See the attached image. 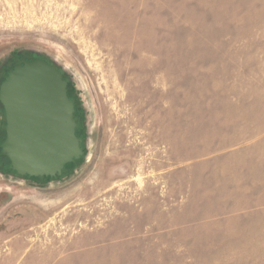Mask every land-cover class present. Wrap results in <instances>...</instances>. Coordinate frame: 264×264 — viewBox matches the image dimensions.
<instances>
[{
	"label": "rangeland",
	"instance_id": "1",
	"mask_svg": "<svg viewBox=\"0 0 264 264\" xmlns=\"http://www.w3.org/2000/svg\"><path fill=\"white\" fill-rule=\"evenodd\" d=\"M22 50L88 148L0 175V264H264V0H0V63Z\"/></svg>",
	"mask_w": 264,
	"mask_h": 264
},
{
	"label": "water",
	"instance_id": "2",
	"mask_svg": "<svg viewBox=\"0 0 264 264\" xmlns=\"http://www.w3.org/2000/svg\"><path fill=\"white\" fill-rule=\"evenodd\" d=\"M19 53L21 59L0 85L7 134L0 145L2 156L10 160L12 176L61 177L88 148L76 99L69 96L71 79L57 62L41 58L40 53Z\"/></svg>",
	"mask_w": 264,
	"mask_h": 264
},
{
	"label": "flooded vegetation",
	"instance_id": "3",
	"mask_svg": "<svg viewBox=\"0 0 264 264\" xmlns=\"http://www.w3.org/2000/svg\"><path fill=\"white\" fill-rule=\"evenodd\" d=\"M22 55L20 53H17L14 57L12 56L11 58H8V61L0 63V85L4 78L8 74V69L10 67H13L20 59ZM46 60V59H45ZM48 61V60H47ZM64 78H67L66 74H64ZM77 92H75L74 85L71 81H69V96L73 99L75 98V106L77 108V115L80 117V128L82 129V111L79 109V97H77ZM6 116H5V110L0 103V145L4 143L5 138H6ZM83 135V134H81ZM73 165L71 167H68L69 170L71 171L73 168ZM12 170L10 169V160L6 157L2 156V149L0 148V175L6 176V177H12L15 179H18L20 181H27V180H34L36 182L42 181V178H46L48 180H56V178H49V177H28L27 175L24 178H21L19 176H12L11 175Z\"/></svg>",
	"mask_w": 264,
	"mask_h": 264
},
{
	"label": "trees",
	"instance_id": "4",
	"mask_svg": "<svg viewBox=\"0 0 264 264\" xmlns=\"http://www.w3.org/2000/svg\"><path fill=\"white\" fill-rule=\"evenodd\" d=\"M71 165H74V164H68L67 167H71Z\"/></svg>",
	"mask_w": 264,
	"mask_h": 264
}]
</instances>
